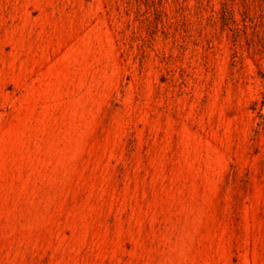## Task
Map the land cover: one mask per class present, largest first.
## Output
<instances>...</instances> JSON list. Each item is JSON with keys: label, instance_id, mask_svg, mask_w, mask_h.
<instances>
[{"label": "rangeland", "instance_id": "rangeland-1", "mask_svg": "<svg viewBox=\"0 0 264 264\" xmlns=\"http://www.w3.org/2000/svg\"><path fill=\"white\" fill-rule=\"evenodd\" d=\"M0 264H264V0H0Z\"/></svg>", "mask_w": 264, "mask_h": 264}]
</instances>
